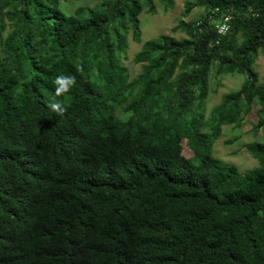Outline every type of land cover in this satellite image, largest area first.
Instances as JSON below:
<instances>
[{
  "label": "trees",
  "instance_id": "trees-1",
  "mask_svg": "<svg viewBox=\"0 0 264 264\" xmlns=\"http://www.w3.org/2000/svg\"><path fill=\"white\" fill-rule=\"evenodd\" d=\"M61 1L0 0V264H264V141L244 145L245 170L213 154L253 106L264 129V0H184L171 30L186 36L144 41L131 79L127 34L140 41L154 0ZM60 75L75 79L62 95Z\"/></svg>",
  "mask_w": 264,
  "mask_h": 264
},
{
  "label": "rangeland",
  "instance_id": "rangeland-1",
  "mask_svg": "<svg viewBox=\"0 0 264 264\" xmlns=\"http://www.w3.org/2000/svg\"><path fill=\"white\" fill-rule=\"evenodd\" d=\"M99 0H66L61 1V9L66 13H73L78 5L92 6ZM183 3L184 0H174L173 5L164 8L157 0H154L155 11L150 12L144 5L142 12L138 15L141 28V39L139 42L131 38L130 32L127 34L128 45L125 57L121 61L128 70V78L131 79L137 74L140 69V63L133 61L134 54L140 49L142 43L148 39L156 37L159 33H166L173 35L177 38L186 36L184 32L177 29L172 31L177 19L183 16ZM201 7L194 6L188 12L187 17H193L201 12ZM185 19V18H184ZM7 24V20L4 19ZM6 33L5 31L3 32ZM3 34V35H4ZM253 68L258 72V79L264 82V51L257 55ZM218 79L220 86L217 87L216 93H210L206 99V108H210L213 104L217 103L222 92L236 89L242 80V76L234 73L232 76L229 74H219ZM223 83V85H222ZM255 107L253 106L247 112L239 126L223 125L221 126L220 133L213 143V154L225 162H230L237 166L239 170H245L257 164V160L252 157L244 146L252 140L264 141V129L253 130V124L256 122ZM182 151L185 155H192L184 143L182 144Z\"/></svg>",
  "mask_w": 264,
  "mask_h": 264
},
{
  "label": "clouds",
  "instance_id": "clouds-1",
  "mask_svg": "<svg viewBox=\"0 0 264 264\" xmlns=\"http://www.w3.org/2000/svg\"><path fill=\"white\" fill-rule=\"evenodd\" d=\"M214 7H217V6H214ZM214 7H213V8H214ZM213 8H212V9H213ZM218 11H219V9H218ZM221 14H223V13H221ZM221 14H220V15H221ZM224 14H227L228 16H231V15H230V12H228V13H224ZM228 24H229V23H228ZM228 31H229V27H228L226 33H227ZM217 34L219 35V37H222V36H223V34H220V33H218V32H217ZM54 83L57 85V88H56V92H57V94H58V95H62V94H64V93H66L67 91H69L71 86H74L75 79H74V77H66V76L60 75V76H58V77L56 78V80L54 81ZM50 107H51L54 111H56L58 115H61V116L67 111L66 107L63 106V105H62L61 103H59V102L51 103V104H50Z\"/></svg>",
  "mask_w": 264,
  "mask_h": 264
},
{
  "label": "built area",
  "instance_id": "built-area-1",
  "mask_svg": "<svg viewBox=\"0 0 264 264\" xmlns=\"http://www.w3.org/2000/svg\"><path fill=\"white\" fill-rule=\"evenodd\" d=\"M218 11L217 7H214L212 9V12L216 13ZM228 15L227 14H221L218 18H216L215 26L217 28L218 33L223 34L227 31L229 24H228Z\"/></svg>",
  "mask_w": 264,
  "mask_h": 264
}]
</instances>
